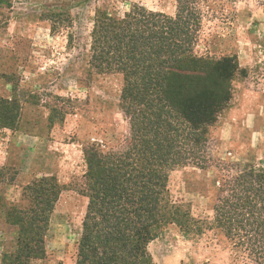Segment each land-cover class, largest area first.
I'll list each match as a JSON object with an SVG mask.
<instances>
[{"label": "rangeland", "instance_id": "rangeland-1", "mask_svg": "<svg viewBox=\"0 0 264 264\" xmlns=\"http://www.w3.org/2000/svg\"><path fill=\"white\" fill-rule=\"evenodd\" d=\"M177 1L0 0V89H10L0 98L18 101L12 132L29 136L27 147H9L8 163L0 168V264L16 252L18 228L8 216L29 208V187L44 177H54L61 193L43 237L45 255L29 264H75L87 205L84 151H118L129 136L120 110L122 76L89 65L95 15L121 17L137 5L174 16ZM190 1L200 15L196 54L238 64L228 108L239 85L264 94V0ZM225 111L209 131L207 168H176L168 177L171 201L204 226L213 221L222 179L249 167L264 174V117L254 124L258 135L248 129L246 147L226 149L220 139ZM147 251L153 264H255L214 228L185 237L168 225Z\"/></svg>", "mask_w": 264, "mask_h": 264}, {"label": "trees", "instance_id": "trees-1", "mask_svg": "<svg viewBox=\"0 0 264 264\" xmlns=\"http://www.w3.org/2000/svg\"><path fill=\"white\" fill-rule=\"evenodd\" d=\"M199 31L190 0H178L174 16L137 5L121 17L96 13L89 65L122 76L120 110L129 136L118 151H84L87 205L75 264H153L147 247L168 225L185 237L220 230L235 250L264 264L262 172L249 167L222 179L206 226L170 199V172L210 163L209 131L228 108L240 72L235 58L198 56ZM18 118V101L0 98V129L13 131ZM29 191V208L8 216L18 228L17 245L2 264L45 255L43 237L61 188L44 177Z\"/></svg>", "mask_w": 264, "mask_h": 264}, {"label": "crops", "instance_id": "crops-1", "mask_svg": "<svg viewBox=\"0 0 264 264\" xmlns=\"http://www.w3.org/2000/svg\"><path fill=\"white\" fill-rule=\"evenodd\" d=\"M9 92V86L5 85L3 89H0V96H5ZM233 101L232 107L225 111L222 118L223 127L220 129V139L225 142L226 149H230L229 147L232 149H238L239 146L246 147L248 129L254 137L258 135L259 129L254 124L264 117V94L260 90H250L239 85L235 90ZM25 138H29V136L0 129V168L8 163L10 146L27 147L23 143Z\"/></svg>", "mask_w": 264, "mask_h": 264}]
</instances>
